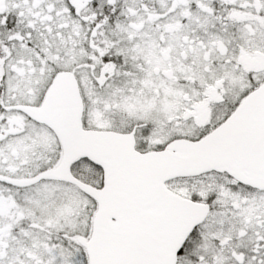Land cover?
<instances>
[{
  "label": "snow or ice",
  "instance_id": "1",
  "mask_svg": "<svg viewBox=\"0 0 264 264\" xmlns=\"http://www.w3.org/2000/svg\"><path fill=\"white\" fill-rule=\"evenodd\" d=\"M0 264H264V0H0Z\"/></svg>",
  "mask_w": 264,
  "mask_h": 264
}]
</instances>
